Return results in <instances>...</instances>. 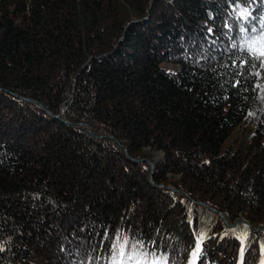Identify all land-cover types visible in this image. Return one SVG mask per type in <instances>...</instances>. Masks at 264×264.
I'll return each instance as SVG.
<instances>
[{
  "label": "trees",
  "instance_id": "obj_1",
  "mask_svg": "<svg viewBox=\"0 0 264 264\" xmlns=\"http://www.w3.org/2000/svg\"><path fill=\"white\" fill-rule=\"evenodd\" d=\"M241 2L258 35L264 0ZM240 23L228 0H0V264H106L105 230L168 264L201 233L197 264H261L264 70L231 67Z\"/></svg>",
  "mask_w": 264,
  "mask_h": 264
},
{
  "label": "snow or ice",
  "instance_id": "obj_2",
  "mask_svg": "<svg viewBox=\"0 0 264 264\" xmlns=\"http://www.w3.org/2000/svg\"><path fill=\"white\" fill-rule=\"evenodd\" d=\"M228 4L231 8V12L236 14V19L241 21L239 24L240 32L246 34L245 42L247 44L246 49L241 48L242 52L247 53V57H237L239 63L234 60L231 67L244 69L251 63V61H258L259 64H252V67L256 68L258 66L259 69L264 70V30L257 35V29L254 25H252L250 29L245 27L246 24H251V21L254 20L255 17L252 16L248 7H246L241 0H228ZM209 17L211 18V13H209ZM223 27L227 29L228 32H232L234 30L233 25L228 19L224 21ZM261 27L264 29V18L261 19ZM249 33H251V35H249ZM213 36H216V38L219 39V34L214 32L212 27H208L207 34L204 39L209 40L211 44L215 45L216 40L211 39ZM229 39L231 38L229 37ZM236 47L237 45L233 43L232 48L235 49ZM217 50L218 49L214 48H205L204 53H207V55L201 53V59L208 60L210 57L214 58L212 53ZM229 51H231V49H229ZM232 54L235 55V53ZM185 58L192 59V57L187 54ZM196 63L199 64L200 61L197 60ZM223 66L229 67L228 65ZM211 71L215 72L216 69L212 68ZM168 74L170 76L176 75L175 72H169ZM255 75L261 76L262 73L257 71ZM239 84L240 81L237 80L233 87H239ZM257 87L260 86L257 85ZM261 91H264V89H261ZM249 115H252V113H249ZM80 231H86V227L81 228ZM96 235H100V233H96ZM204 238L203 233L196 237L195 247L190 253L188 264H197L198 258L202 255V243ZM81 241L82 244L87 243V238H81ZM4 244H7V241H5ZM4 244H0V252H4L6 250ZM162 244L163 242L161 241L158 245L157 239L146 241L139 237L130 238L128 234L122 233L120 230H117L115 233L105 230L103 232V238L99 243V248L102 252L106 253L104 257L106 264H168L167 253L161 251V254L157 255V247L162 246ZM61 250L63 251L64 249ZM95 250L96 248L94 246L92 251ZM261 252L262 255H264V244L261 245ZM85 254L90 264L91 262L98 261L100 259V257L92 256L91 252H88L87 249H85ZM241 255H243V249L241 250ZM261 264H264V260L261 261Z\"/></svg>",
  "mask_w": 264,
  "mask_h": 264
},
{
  "label": "rangeland",
  "instance_id": "obj_3",
  "mask_svg": "<svg viewBox=\"0 0 264 264\" xmlns=\"http://www.w3.org/2000/svg\"><path fill=\"white\" fill-rule=\"evenodd\" d=\"M161 67L166 69L169 72H176L179 69V66L174 63H162ZM160 156H158L159 158Z\"/></svg>",
  "mask_w": 264,
  "mask_h": 264
},
{
  "label": "water",
  "instance_id": "obj_4",
  "mask_svg": "<svg viewBox=\"0 0 264 264\" xmlns=\"http://www.w3.org/2000/svg\"><path fill=\"white\" fill-rule=\"evenodd\" d=\"M30 101L33 102V103H35V101H33V100H30ZM158 156H160V159H161V160L164 159V154H163V153H159ZM221 217H223V216L221 215ZM239 222H242V221L239 220L238 223H239ZM228 227H229V228H232V227H234V226H228ZM249 227H250V226H249Z\"/></svg>",
  "mask_w": 264,
  "mask_h": 264
}]
</instances>
